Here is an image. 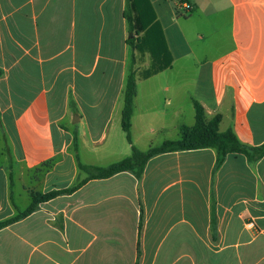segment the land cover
<instances>
[{
  "label": "crops",
  "instance_id": "0c3cea01",
  "mask_svg": "<svg viewBox=\"0 0 264 264\" xmlns=\"http://www.w3.org/2000/svg\"><path fill=\"white\" fill-rule=\"evenodd\" d=\"M150 1L173 66L144 78L151 59L130 53L127 0H0V155L9 156L0 162L2 220L30 206L20 208L23 195L32 203V191L75 186V134L85 146L108 138L95 133L84 107L121 109L133 61V145L167 141L170 131L180 139L181 127L195 124L194 100L208 119L222 116L221 132L264 144V0ZM179 1L191 5L188 15ZM127 144L124 158L132 155ZM217 160L213 148L165 153L141 179L124 172L91 180L43 203L0 230V264H264V157L229 154L219 169ZM11 174L28 182L12 185ZM113 183L118 192L84 199ZM97 211L95 225L88 220Z\"/></svg>",
  "mask_w": 264,
  "mask_h": 264
},
{
  "label": "trees",
  "instance_id": "16d2710c",
  "mask_svg": "<svg viewBox=\"0 0 264 264\" xmlns=\"http://www.w3.org/2000/svg\"><path fill=\"white\" fill-rule=\"evenodd\" d=\"M125 17L129 25L128 45L133 52H146L150 55L151 63L149 68L144 71L143 77L151 78L172 68L173 55L167 45L164 30L158 21L151 1L127 0ZM1 76L2 71L0 70V77ZM136 96L137 71L133 61L126 81L124 106L121 113V126L126 134L127 141L132 146V155L130 157L106 167L80 163V171L88 174L86 179L67 189L53 190L47 193L33 192L32 203L27 209L20 211L10 219L2 220L0 218V230L29 217L35 213L43 203L65 194H73L91 180L109 179L124 172H130L134 174L137 179H141L147 162L157 155L178 151L213 148L218 154L217 169L224 164L229 154L245 155L251 162H257L264 157V144L259 147H252L242 143L232 130L221 132L220 124L222 122V116L218 114L212 119H208L203 106L196 100H194L195 124L193 126H182L180 129V139L167 140L160 146L151 147L148 151H141L133 145L131 133L134 100ZM143 223L144 209L141 208L139 237L143 228ZM138 252L140 255V240L138 243Z\"/></svg>",
  "mask_w": 264,
  "mask_h": 264
},
{
  "label": "rangeland",
  "instance_id": "374dc122",
  "mask_svg": "<svg viewBox=\"0 0 264 264\" xmlns=\"http://www.w3.org/2000/svg\"><path fill=\"white\" fill-rule=\"evenodd\" d=\"M176 11V9H175ZM174 25L169 26V28L171 29V27H173ZM132 52V50L130 51V53ZM91 59H94L93 55L90 56ZM98 75L99 72L97 73V75L93 78V81L96 82L98 79ZM81 84H78V88L80 90ZM121 106L123 107V101H121ZM122 107L121 109H117L114 110V112L110 113V107L106 108L105 110H100V111H94V110H89L88 107H84V111L85 115L88 116V122L89 124H94L93 125V130L95 131V133L100 132V133H106L108 138L106 139V142L100 143L98 146H94L90 143V145H86V143H84V141H79V139L77 138L76 134H75V147L76 150L79 151V158L77 157V160H79V162L81 164H85V165H89V164H96L99 165L101 167H106L109 166L113 163L122 161L124 158V153L121 151L122 149H120V147H123L122 144L124 145H128L127 143V139L126 136L122 130L121 127V113H122ZM53 112H57L56 110H53ZM98 112L100 115L98 117L95 116V113ZM110 115V116H109ZM91 116V117H90ZM94 117L96 118V120H94ZM95 121H97V123H95ZM79 130H81V132L83 131V126L79 125ZM90 127V126H89ZM0 134H1V129H0ZM170 137H167V140H171L174 138V133L172 131H170ZM153 141L149 142V141H141L138 143V145H134L135 147H137L138 149H140L141 151H148V148L150 145H153L152 147H157L162 145L166 140L163 138H160L158 136L153 137L152 139ZM81 143V144H80ZM77 145V146H76ZM4 147L3 141H1V137H0V153L2 152V148ZM98 148V153L95 151H97ZM5 151V150H4ZM75 152V151H74ZM78 154V153H76ZM6 157V158H5ZM8 154L5 151V155L1 156L0 155V162L4 159H8ZM79 163V164H80ZM79 179L77 181V183L75 185H77L80 181L86 179L88 177V174L85 172H81L79 169ZM25 174H21V176H17L15 177L14 174L10 175V184H18V186H21L23 183H27L28 181L25 178ZM100 190L98 191L97 189L92 188L91 190H89V192L84 196V199H88V200H92V199H96L98 200L99 198L103 197L106 193H114L118 192L119 189H117L116 185L113 183L112 184H106L105 186H103L102 188H99ZM94 190H96L97 192H95ZM30 191V190H29ZM32 191V190H31ZM34 192V191H32ZM28 195H23V197H20L18 199V203L21 207H28L31 203V199ZM6 204V203H5ZM110 206L112 209H115V207H117L118 205L116 203H110L107 207V211L108 209H110ZM139 208H143L141 202L139 203ZM22 209V208H21ZM6 213V211H5ZM99 213L97 212H92L91 215H89L91 220H88L90 223L92 224H97L98 223V217ZM109 217H111L112 219L109 221V224H113L114 223V215H110ZM107 217V219L109 218ZM116 219V218H115ZM106 220V218H105Z\"/></svg>",
  "mask_w": 264,
  "mask_h": 264
},
{
  "label": "built area",
  "instance_id": "2783aa9c",
  "mask_svg": "<svg viewBox=\"0 0 264 264\" xmlns=\"http://www.w3.org/2000/svg\"><path fill=\"white\" fill-rule=\"evenodd\" d=\"M178 5H179V8H177V10H179L181 12V15H183V14L188 15L189 14L190 9H191V5L189 3L179 1Z\"/></svg>",
  "mask_w": 264,
  "mask_h": 264
},
{
  "label": "water",
  "instance_id": "95a60500",
  "mask_svg": "<svg viewBox=\"0 0 264 264\" xmlns=\"http://www.w3.org/2000/svg\"><path fill=\"white\" fill-rule=\"evenodd\" d=\"M76 120H79V119L76 118Z\"/></svg>",
  "mask_w": 264,
  "mask_h": 264
}]
</instances>
